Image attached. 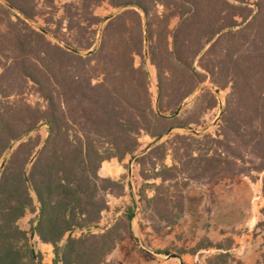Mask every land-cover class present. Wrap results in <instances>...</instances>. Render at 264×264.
<instances>
[{"label":"trees","instance_id":"trees-1","mask_svg":"<svg viewBox=\"0 0 264 264\" xmlns=\"http://www.w3.org/2000/svg\"><path fill=\"white\" fill-rule=\"evenodd\" d=\"M104 4L119 12L102 30L98 49L91 55L69 51L66 47L80 52L93 47L107 19L95 10ZM254 5L255 10L247 0H77L58 8L56 0H0V82L10 79L14 94L32 83L44 102L0 106V264H36L40 258L28 233L16 226L34 203L30 190L39 205L31 235L53 246L55 264H110L124 233L100 226L108 209L105 194L115 184L99 176L107 160L134 158L144 181L160 180L149 184L154 196L143 191L139 203L168 201L180 179L185 187L190 181L264 173V0ZM41 19L46 26L38 31L31 23ZM146 37L157 102L145 67ZM176 70L184 79L198 78L193 89L184 90ZM208 78L221 90L230 89L217 133H172L158 143L169 129L200 125L176 111ZM205 98L216 107L207 90L196 104L199 113ZM43 125L47 138L33 137ZM143 135L152 142L139 156ZM157 161L161 168L155 172ZM261 192L264 196V178ZM136 207L129 209L128 222ZM75 230L81 235L60 246Z\"/></svg>","mask_w":264,"mask_h":264},{"label":"rangeland","instance_id":"rangeland-1","mask_svg":"<svg viewBox=\"0 0 264 264\" xmlns=\"http://www.w3.org/2000/svg\"><path fill=\"white\" fill-rule=\"evenodd\" d=\"M72 1L77 0H56V6L62 8L63 4ZM228 1L234 3V0ZM247 2L252 9H256L254 4L257 0H247ZM118 12L119 10L109 7L107 4L95 10L96 15L107 19L98 27L95 43L90 50L98 49L102 30L109 21L108 19L111 16L114 17ZM62 15L61 10L56 13L55 18L59 20ZM177 22L174 20L171 28L175 27ZM31 25L38 31L46 26L42 19L37 23H31ZM63 28H65V23ZM49 38L61 44L51 36ZM156 39L157 37H155ZM89 51L81 53L86 55ZM147 53L148 58L146 57ZM144 55L145 67L150 75V92L154 102H157L159 94L156 70L150 63L147 37ZM2 62L10 63L5 59ZM141 62V58L136 57L135 65L139 66ZM197 63L198 61L194 63V67H197ZM3 71L4 69L0 65V75ZM197 71L199 72L198 68ZM175 77L183 82L182 87L184 86L185 91L193 89L198 79H184L181 70L175 71ZM9 82L10 79L0 82V106L15 101L32 106L44 104L32 83L24 86L20 94H14V89L8 85ZM216 89L220 90L218 94L215 92ZM207 90L216 97V107H209L210 100L205 98L199 102V113L198 109L196 110V104ZM229 93V88L221 90L208 78L182 102L187 104L178 114L182 118L190 116L189 118L199 120L200 125L193 127L195 130L174 128L172 133L191 134L195 137L205 134L215 135L226 108ZM9 94L13 95L4 98ZM191 130L198 134L190 132ZM36 135L45 140L48 136V127L41 126L38 132L32 134L33 137ZM167 137L164 136L158 143H162ZM140 142L142 147L138 155L142 156L148 151L143 150L152 140L143 135ZM17 145L18 143L14 144V148ZM10 154L11 151L4 158L8 159ZM3 164L4 161L0 163V170ZM165 164L167 166L172 164L171 156L167 157ZM29 167L30 164L27 168L29 169ZM149 168V166L145 167L146 170ZM160 168L161 165L157 161L155 172ZM140 170L141 167L134 158H126L121 162L117 159L107 160L102 163L99 171L101 178L115 182L105 194L108 209L103 213L100 226L105 229L115 226L124 233L121 246L108 257L110 264H264V196L261 192L264 173L253 175L251 178L240 176L212 183L190 181L185 187L183 180L180 179L178 188H171L168 191V201L162 202L160 199L154 198L151 202L139 203L138 200H143L140 197L143 191L147 198L154 196L152 185L149 187V184H161L160 180L155 179L144 181ZM147 174L152 176L153 173L148 172ZM30 193L34 201L32 208L17 221L16 226L28 233L30 248L40 256L35 260L36 264H55L53 246L40 241L36 234L31 235V228L37 224L39 205L31 190ZM135 204L138 206L135 209V215L128 222L129 209H132ZM180 210L182 217L177 219ZM94 232L99 233L98 230ZM80 235V230L67 234L60 246H64L69 238ZM165 251L169 255L163 254ZM58 264L61 263L58 262Z\"/></svg>","mask_w":264,"mask_h":264},{"label":"water","instance_id":"water-1","mask_svg":"<svg viewBox=\"0 0 264 264\" xmlns=\"http://www.w3.org/2000/svg\"><path fill=\"white\" fill-rule=\"evenodd\" d=\"M11 8V7H10ZM113 18V16H111L108 20H110V19H112ZM69 51H71V52H74V53H76V54H82L80 51H77V50H75V49H72V48H70V47H66ZM93 52H95V50H90L88 53H87V55H91ZM146 57L148 58V53L146 54ZM215 92H216V94H218L219 92H220V90H218V89H216L215 90ZM186 104L187 103H182L180 106H179V108H178V110L176 111V114L178 115L182 110H183V108L186 106ZM173 130L174 129H169L166 133H165V136H169L172 132H173ZM190 132H192V133H194V134H198L196 131H194V130H191ZM171 257H175V256H171Z\"/></svg>","mask_w":264,"mask_h":264},{"label":"crops","instance_id":"crops-1","mask_svg":"<svg viewBox=\"0 0 264 264\" xmlns=\"http://www.w3.org/2000/svg\"><path fill=\"white\" fill-rule=\"evenodd\" d=\"M119 246H121V244L119 245ZM119 246L117 247V248H119ZM155 255V254H154ZM157 255V254H156ZM167 257H169V256H167Z\"/></svg>","mask_w":264,"mask_h":264}]
</instances>
